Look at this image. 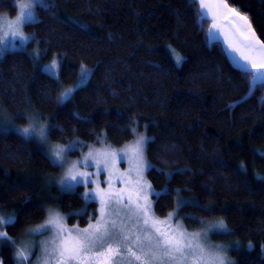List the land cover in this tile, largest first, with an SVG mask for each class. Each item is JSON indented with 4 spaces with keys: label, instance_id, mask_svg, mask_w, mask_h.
I'll use <instances>...</instances> for the list:
<instances>
[{
    "label": "trees",
    "instance_id": "16d2710c",
    "mask_svg": "<svg viewBox=\"0 0 264 264\" xmlns=\"http://www.w3.org/2000/svg\"><path fill=\"white\" fill-rule=\"evenodd\" d=\"M227 2L264 41V0ZM17 9L0 0V13ZM36 11L25 28L38 58L28 48L0 55V124L25 122L29 113L53 126L54 141L92 142L104 132L112 144L131 139L135 124L144 127L147 175L166 193L156 196L155 211L164 215L180 201L178 216L190 229L221 217L230 241L243 246L234 264H264V84L250 90L252 76L210 39V19L194 0H45ZM55 57L59 77L42 69ZM82 66L87 79L60 103ZM58 170L36 139L0 131V211L16 217L5 225L8 235L16 239L42 222L49 206L69 212L70 223L88 222L96 203L85 200L82 186L45 188ZM0 257L15 264L11 241L0 242Z\"/></svg>",
    "mask_w": 264,
    "mask_h": 264
},
{
    "label": "snow or ice",
    "instance_id": "6c2138e0",
    "mask_svg": "<svg viewBox=\"0 0 264 264\" xmlns=\"http://www.w3.org/2000/svg\"><path fill=\"white\" fill-rule=\"evenodd\" d=\"M19 9L13 20L0 18V51L7 50L10 45L19 42L23 46L30 36L23 32L25 25L34 19L32 9L39 0H13ZM198 5L202 18L211 19L209 34H219L223 27H228L224 39L228 48L242 61L239 65L252 76L250 89L257 84H264V41L256 37L255 30L246 15L236 8L230 7L227 0H194ZM230 33V35H229ZM179 64L183 57L175 55ZM59 67L52 61L49 71ZM88 77V69L81 68L80 83ZM73 88L61 93L59 101L69 99ZM51 125L38 122L29 127L18 129L25 137L38 136L40 142H46L47 131ZM135 133V129H132ZM151 139L139 135L134 144L121 150H90L81 160L71 162L65 175L61 178L62 190H73L77 186L95 185L85 192L86 200L99 199L98 216L89 222L87 227L73 226L69 228L60 213L49 210V216L41 226L29 229L30 232L52 233L49 240L43 242V253L37 264H233L208 246L202 239V233H189L179 223H173L178 215L174 210L164 219L157 217L153 211L150 197L166 194L157 193L151 184L144 179V172L153 167L144 158L147 141ZM76 149L70 142L67 146L52 145L47 153L51 162L63 167L68 163L66 153ZM127 160L130 167L121 172L117 165ZM94 168L95 171H80V167ZM106 174L103 181L101 175ZM95 177V179H94ZM107 188H101L100 184ZM117 183L121 187H117ZM180 205H178L179 207ZM14 214H0V227L15 224ZM212 227L225 228L223 221ZM11 240L6 231H0V242ZM218 247V246H217ZM17 264H28L29 246L17 247Z\"/></svg>",
    "mask_w": 264,
    "mask_h": 264
},
{
    "label": "rangeland",
    "instance_id": "374dc122",
    "mask_svg": "<svg viewBox=\"0 0 264 264\" xmlns=\"http://www.w3.org/2000/svg\"><path fill=\"white\" fill-rule=\"evenodd\" d=\"M44 1L45 0H39V2L36 3L34 8L32 9L33 14H34L33 21L37 18V11H36L37 6L40 5V4H43ZM18 3H19V0H18ZM229 6L233 7L230 4H229ZM18 11H19V9H17V12L14 15H9L6 12L0 13V18L6 19V20H13L18 15ZM241 14L245 15L244 13H241ZM209 19H210V17H209ZM211 23H212V21L210 19V27H211ZM25 26L23 27L24 34L27 35V36H30L32 38H30L28 41H26L23 46H20L19 42H16V44L14 46L10 45L7 48V50L0 51V55H3L5 52H7L9 50L26 49V48H28L32 52V54L36 58H38V56L40 55V48H39L38 44L36 43L34 46L29 47V43L34 38V33L32 31H28L25 28ZM251 27L253 28L252 25H251ZM225 33H228V27L226 25L223 27V31L222 32H220L219 34H216V33H213L211 35L209 34V37L212 38V39L217 37V36H221V37L223 36L224 37ZM255 34H256V37H258L259 40H261L256 32H255ZM229 35H230V33H229ZM230 53H231L234 61L237 64L240 65L242 63V61H239L237 59V54L233 53L231 50H230ZM54 60L58 62L59 67H57L56 69H54L52 71H49V63H50V61H48V62H46V63H44L42 65V69L47 71V72H49V73H51L52 75H54L56 77H59L60 61H59L58 57H55V58L52 59V61H54ZM79 81H80V79L77 80L73 84V86H68L67 88L65 87L64 92L67 89H69V88H73L74 86L76 88L79 85H81L82 83H80ZM61 93H63V91ZM61 93H60V95H61ZM60 95H59V98H60ZM24 115L26 116V121L25 122H18L16 120H14L13 121V125H6L7 127L12 126V128H6V126L4 127L3 125L0 124V131L1 130L3 131V129H5V130H13V131L19 132L18 129L29 127V125L35 124L37 122L39 124H42V125H48V122L46 120H41V119H40V121L34 120L33 117L29 115V113H25ZM134 129L136 130L135 133H134V136L131 139H129V140H127V141H125V142H123L121 144H112V143L108 142L106 140V136H105L104 132L99 136V138L96 141H92V142L85 141L84 139L79 138V137L73 138L72 140H70L68 142H58V141H54V140L49 138L48 131L46 133L47 134L46 142H40L38 136H30V138L36 139L38 141V143L43 146V148L45 149V151L47 153L50 151V147L52 145H60V146L63 147V146L69 145L70 142H74L76 144V149L75 150H71V151H68L66 153V158H67L68 163L64 164L63 167L59 166V170L58 171L49 174L45 178V186H46L45 188L50 189V188H53L55 186L60 192L72 191V190H62V186L60 184V180L65 175V172H66L67 168L71 166V162L81 160L84 155H86L90 150H93V149L94 150H98V151L99 150H103L104 148H109L111 150H121V149L126 148V146L134 144L139 135H143L145 137H149V135L146 133V130H145L144 127H142V129H141V128H139L138 124H135L134 125ZM146 145H147V143H146ZM146 145H145V150H144V158H145L146 161H148L150 163V161H149V159H148V157L146 155ZM117 167H118V169L121 172H125L130 167V165L127 162V160H125L124 162L119 163L117 165ZM79 170L80 171H89V172L95 171L94 168H90V167L89 168H85V167H82V166L79 168ZM147 171H148V169L144 172V179L148 183L151 184V182H150V180L148 178V175H147ZM105 178H106V174L101 175L99 177V180L103 181ZM94 179H95V177H94ZM116 186L117 187H121V185L119 183H117ZM151 186L155 190V192L160 193V190L155 189L152 184H151ZM78 187L79 186L75 187L73 190L77 189ZM82 187H83V189H82L81 193L83 195L85 192H87L90 189L94 188L95 185L89 184L87 186H82ZM100 187L101 188H107V185L101 183ZM83 197H84V195H83ZM155 198H156L155 195H152L150 197V199L152 201L153 211H154L155 215L157 217L161 218V219L166 218L168 216V214L172 213L174 210L177 211L178 205H180V203H181L180 201H178L176 203V205L173 208H171L166 214L160 215V214H158L155 211ZM86 201L89 202L91 200H86ZM95 203H96V207H95V209H92V210L90 209L89 210V215H88V219L89 220L85 224H80L78 221H75L74 223H70L69 220H68L69 212H63L60 209H58L56 206H52V207H50V206L48 207L47 206L48 207L47 216L42 222H39L37 224L29 226L26 229V231L24 232V234L19 236V237H17L16 239H14L10 235H8L9 237H11L12 241H15V244H13L15 264H17V260H16V256H15L16 251H17V247H23L25 245L29 246V252H30V259H29L28 264H37V261L42 256V253H43V250H44L43 249V242L46 241V240H49L51 235H52V233L50 231H44L41 234L39 232H30L29 229H34V228H37V227L41 226L42 224H44L45 221L47 220L48 216H49V210H53L55 212H58L63 217H65V221L64 222L66 223V225L69 228H71L73 226H79L80 228H85V227H87L89 222L93 221L94 217L98 216V209L100 208V203H99V199L98 198H97V200H95ZM86 209H87V203L82 208L74 210V212H81V211H85ZM0 214L4 215L1 211H0ZM220 221H223V223L225 225V228L220 229V228H217V227H212L213 225L218 224ZM173 223L174 224L175 223L181 224L183 226V228L185 230H187L189 233H197V232L202 233V234L206 233V235H202V239L206 240L207 245L212 247L216 251H220V254L225 256L228 261L233 262V264L235 263L234 254L236 252H238V250L243 248V246L241 244V241L240 242L239 241H235V240L234 241H230V239L233 238L234 235L232 234V231L230 230V227L227 225L225 220L223 218H221V217L212 218V219L206 220L201 226H199L197 228H194V229H190V228L186 227L184 222H183V220L178 215L173 217ZM0 231H6L5 230V226L4 227H0ZM244 245H245V248H246V246L249 247V248L252 247V243L251 242H247ZM0 264H4V261H3L2 257H0ZM122 264H126V261L122 262Z\"/></svg>",
    "mask_w": 264,
    "mask_h": 264
},
{
    "label": "water",
    "instance_id": "95a60500",
    "mask_svg": "<svg viewBox=\"0 0 264 264\" xmlns=\"http://www.w3.org/2000/svg\"><path fill=\"white\" fill-rule=\"evenodd\" d=\"M210 39H212V38H210ZM213 39H218V40H220V41L223 43V46H224V48H225V50H226V52H227V54H228V57H229L230 61L233 63L234 66L241 68V67L239 66V64H237V63L234 61V59H233V57H232V55H231V53H230V50H229V48H228V46H227V43H226L224 37H223V36H222V37H221V36H217V37H215V38H213ZM213 39H212V40H213Z\"/></svg>",
    "mask_w": 264,
    "mask_h": 264
},
{
    "label": "bare ground",
    "instance_id": "6f19581e",
    "mask_svg": "<svg viewBox=\"0 0 264 264\" xmlns=\"http://www.w3.org/2000/svg\"><path fill=\"white\" fill-rule=\"evenodd\" d=\"M232 5V4H231ZM251 90V89H250ZM228 224V223H227ZM229 226V225H228Z\"/></svg>",
    "mask_w": 264,
    "mask_h": 264
}]
</instances>
